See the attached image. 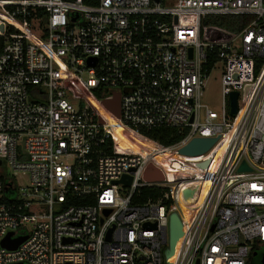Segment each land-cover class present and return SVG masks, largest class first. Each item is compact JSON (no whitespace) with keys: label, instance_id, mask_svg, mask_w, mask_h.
<instances>
[{"label":"built area","instance_id":"built-area-1","mask_svg":"<svg viewBox=\"0 0 264 264\" xmlns=\"http://www.w3.org/2000/svg\"><path fill=\"white\" fill-rule=\"evenodd\" d=\"M224 16L250 22H207ZM215 70L223 111L203 119ZM156 129L186 136L163 146L143 132ZM195 139L215 143L182 154ZM5 162L28 184L0 177V264H168L174 213L184 235L171 264H252L264 254V0H0ZM193 184L198 206L182 199ZM145 188L162 195L136 204ZM9 234L27 239L9 250Z\"/></svg>","mask_w":264,"mask_h":264},{"label":"water","instance_id":"water-1","mask_svg":"<svg viewBox=\"0 0 264 264\" xmlns=\"http://www.w3.org/2000/svg\"><path fill=\"white\" fill-rule=\"evenodd\" d=\"M250 90V85H247L244 90V98L247 97ZM237 101H238V93L233 92L230 95V113L232 116L236 115L237 113ZM215 143V140L212 139H195L193 140L188 146L181 150V153L187 156H199L207 152L212 145ZM204 164L202 167H205ZM242 170H245V166L242 167ZM131 177L125 176L122 180L115 182L114 185L119 184H131ZM201 198L200 195V186L198 184H193L186 186L182 192V199L183 201L189 206H196V202ZM106 215L110 214L109 210L105 211ZM170 239H169V248L167 252V262L171 264L176 256V252L178 246L180 245L183 235H184V226L178 216V214L174 213L170 216ZM12 234H9L8 237L1 243L3 248L9 250L17 249L27 238H19L12 243L9 241V238ZM256 255V253L254 254ZM260 263L264 264V254L260 258ZM199 264V263H197Z\"/></svg>","mask_w":264,"mask_h":264},{"label":"rangeland","instance_id":"rangeland-1","mask_svg":"<svg viewBox=\"0 0 264 264\" xmlns=\"http://www.w3.org/2000/svg\"><path fill=\"white\" fill-rule=\"evenodd\" d=\"M240 45V41H238L235 46H239ZM222 79H223V75L222 72L220 70H215L211 76L210 79L208 80L206 87L203 91V96L201 99V103L203 105V110H202V117L204 119L205 116V109L208 108L210 110H212L213 112L217 113V114H221L223 111V89H222ZM70 101L73 105H75L76 107H78L81 104H84L83 101L81 100H75L73 98H70ZM177 163L172 164L171 166L175 165ZM168 166H170V164H168ZM170 166V167H171ZM0 177L3 180H6L7 178H17L18 179V184L19 186H25L28 184V175L25 174H19V175H14L13 171L5 164H3V166H0ZM156 190V189H153ZM158 190V194L159 197L160 195H162V191ZM178 212L181 214L182 211H184V213L186 212V208L184 205L179 204L178 206ZM182 215V214H181ZM186 216V213H185ZM187 218V217H186ZM188 220V219H187ZM259 256L257 258H252V263L253 264H261L260 263V258L262 256V251L260 253H258Z\"/></svg>","mask_w":264,"mask_h":264},{"label":"trees","instance_id":"trees-1","mask_svg":"<svg viewBox=\"0 0 264 264\" xmlns=\"http://www.w3.org/2000/svg\"><path fill=\"white\" fill-rule=\"evenodd\" d=\"M208 24L216 25L219 28L225 29L231 33H238L242 31L250 22L249 17H209L207 20ZM147 136L151 137L155 141L159 142L163 146H170L176 144L184 139L185 133H181L176 129H156L151 132L143 131ZM178 163L171 166L170 168H176ZM158 190H151L145 188L141 191V195L135 199L136 204H143L147 200H158ZM260 253V251H259ZM251 257V263H252ZM253 264V263H252Z\"/></svg>","mask_w":264,"mask_h":264},{"label":"bare ground","instance_id":"bare-ground-1","mask_svg":"<svg viewBox=\"0 0 264 264\" xmlns=\"http://www.w3.org/2000/svg\"><path fill=\"white\" fill-rule=\"evenodd\" d=\"M115 134L116 136L120 139V141L128 146H134L136 148H139L140 147V143L139 141L137 140L136 137L133 136V134H131L130 132L122 129L121 127H117L116 130H115ZM183 161V160H182ZM184 161H187V160H184ZM193 161V160H192ZM183 162H180L178 163V166L176 167V169H179L180 168V165L182 166ZM201 199H199L197 202H196V206L199 205ZM184 205V204H183ZM186 208V206H185ZM186 217L188 219V221H190L194 215V212H191L189 210L186 209Z\"/></svg>","mask_w":264,"mask_h":264},{"label":"flooded vegetation","instance_id":"flooded-vegetation-1","mask_svg":"<svg viewBox=\"0 0 264 264\" xmlns=\"http://www.w3.org/2000/svg\"><path fill=\"white\" fill-rule=\"evenodd\" d=\"M258 256H259V254H258V253H256V255H254L253 257H254V258H257Z\"/></svg>","mask_w":264,"mask_h":264}]
</instances>
